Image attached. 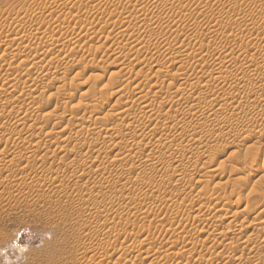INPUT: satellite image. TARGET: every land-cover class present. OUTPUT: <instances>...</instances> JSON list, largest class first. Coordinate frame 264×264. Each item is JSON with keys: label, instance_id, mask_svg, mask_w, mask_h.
<instances>
[{"label": "bare ground", "instance_id": "1", "mask_svg": "<svg viewBox=\"0 0 264 264\" xmlns=\"http://www.w3.org/2000/svg\"><path fill=\"white\" fill-rule=\"evenodd\" d=\"M51 1L40 15L35 9L38 3L8 14L13 15L11 26L0 28V154H8L6 162L20 159L25 168L35 170L56 152L60 154L56 155L58 166L40 170L47 182L29 175L34 179L29 181L33 188L44 198H69L76 193L87 200L86 234L99 232L97 242L107 232L124 239L116 241L109 255L95 252L91 264H264V200L250 208L247 197L232 202L231 196L209 195L205 177L214 176L220 189H236L239 177L223 176L221 167L214 168L211 160L195 161L192 167L183 163L189 153L218 145L216 139L205 146L188 139L194 132L202 135L208 130L205 139L208 132L216 131L226 136V141L244 133L221 116L246 113L233 100L244 97L249 102L248 96L264 87V46L255 42L264 33V0L247 13L242 9L251 0ZM93 2L103 4L105 10L92 7ZM67 5H72L66 12L73 20L80 14L85 19L57 22L55 27L63 32L56 39V29L43 30L45 19L53 11L66 10ZM193 7L200 9L202 20L193 18ZM214 10L225 15L245 14L229 25L225 20L214 21L210 17ZM98 22H103L101 31L111 28L109 34H114L116 41L110 51L117 56L110 63L117 70L105 83L100 78L99 90L109 92L102 100L95 83L109 64L105 60L92 64L89 77L95 82L75 84L86 70L76 56L79 45L87 37L93 38L90 35L101 33ZM245 25L252 27L250 34L236 37ZM202 37L209 44L218 39L227 44L210 50ZM65 43L74 46L72 51L60 52ZM195 63L198 69H191L193 74L187 77L189 65ZM170 80L175 84L167 86ZM109 102L111 108L105 109ZM210 102L214 112L206 115ZM261 104L255 106L263 112L264 101ZM12 119L15 126L10 124ZM249 134L253 136L252 150L264 132ZM9 138L21 141L7 149ZM263 168L264 159L246 181L248 196L261 187ZM57 173L84 185L72 190L53 186ZM131 186L138 187L135 195L113 196L109 208L92 203L101 190L127 191ZM121 209L129 214L147 213L152 221L166 225L164 237H157L158 225L153 222L149 228L130 231L135 224L131 215L122 220L123 228L120 223L118 231V225L113 227L110 222L117 220ZM175 209L183 212L179 220L168 217ZM102 213L109 219H97ZM256 238H261L263 245L249 247Z\"/></svg>", "mask_w": 264, "mask_h": 264}, {"label": "rangeland", "instance_id": "2", "mask_svg": "<svg viewBox=\"0 0 264 264\" xmlns=\"http://www.w3.org/2000/svg\"><path fill=\"white\" fill-rule=\"evenodd\" d=\"M50 1L51 0H0V28L2 27L8 28L11 26L12 23L11 19L13 18V15H9L11 16L10 18L8 14H13V13L16 14L15 12H20L21 10L24 11L25 9L31 7L34 3H38L37 5L38 8L35 7V9H39L36 10V12L38 11L37 14L40 15V11L44 12L46 8L50 5ZM262 1L263 0H254L252 2L251 0L249 4H247L245 7L243 6L244 8L242 9V12L245 11V13H247L248 11L249 12L253 11L254 10L253 8ZM74 2L77 1L75 0ZM93 4L94 5H92V7L96 5L99 6L100 9L103 7L101 9L102 11L105 10L104 8L105 6H102L103 5L102 3H101L102 5H100V3L98 2L96 3L93 2ZM69 6L67 5L66 10L63 9L61 12H59V14H57L58 12L56 13V11H53V14L47 15L46 17L47 19H45L46 25L43 27V30L48 29L47 27H50L51 29H56L58 33L55 35L56 39H59L60 35H62L63 32L61 28L60 30H58L57 27H55L57 22L59 21L67 22L70 19H72V17L67 15V12L69 11L68 9ZM92 7H89L90 11ZM193 9L195 8L193 7L192 10ZM87 10L88 9H86L85 11ZM188 10L189 9L186 10L187 13H190L191 10L189 11ZM197 11L196 9L195 12L192 11L193 18L196 19L197 21H200L203 19V15L200 13V9H197ZM215 11L216 10H214L213 12ZM213 12L210 14V17L214 21H216L217 19L222 21L225 20L223 22L229 25H235L236 23H238L239 19L245 14L241 12L242 13V14L240 13L241 15L239 14L238 16H235L236 14L225 15V14H219L217 13V11L213 14ZM170 14L171 12L167 13V15ZM216 14L219 15L217 16ZM229 16H234V17H229ZM83 17L84 15L80 14V17H77L74 20L76 22H80L78 19L80 18V20L82 21L85 19V17L84 18ZM74 20L72 19V21ZM118 23H120V20L118 21ZM98 24H99L98 27L100 28L101 24L103 25V22L102 23L98 22ZM245 27L243 28L242 26L241 33H239L236 37H239V35L241 36V35L250 34V32L252 31L251 29L252 27H250V25L247 26L245 25ZM167 28L168 26L166 27V29ZM101 30H103V28L102 29L100 28V31ZM110 30L111 28H108L105 29L104 31H101V33L98 32L97 33L98 36L97 34L96 35L89 34L93 38L90 37L89 39V37H87L89 41H85L87 40L86 38L84 40L85 42L83 41L80 43L76 56L78 55L77 57L80 60L82 59L84 63L83 66H86V70L83 71L81 70L82 75H80L81 77L78 78L79 80L78 79L76 80L75 82L76 85L78 82L79 83L88 82L89 84L93 83L95 79L91 80L89 75L91 74V70H93L92 69L94 67L93 65H95L97 61L99 62L105 60L107 64L113 63L112 61H115L116 59L115 57L117 56H112L110 49L112 47V43L116 40H114L115 39L114 34H112L113 36L109 34ZM162 31L164 32L165 28ZM260 32L263 33V31ZM82 34H85V31H83ZM263 35L264 33L262 35L259 34L257 36L258 38L256 37L257 40L255 39V42L258 41L259 42V43L257 42L258 44L260 45L262 44L264 46ZM73 36L76 35L74 34ZM95 36L96 38H94ZM111 36L114 38H112ZM122 37L127 38V36H122ZM122 37H118V38L122 39ZM202 39H204V37H202ZM204 41H205V46L210 50L221 49L222 45L224 47L227 44L226 41L222 39H218L216 40L217 42L214 41L211 42L210 44L208 43L207 40L204 39ZM73 47L74 46L72 44L65 43L64 45L59 47V49L60 52L67 53L72 51ZM125 52H126L125 54H128L127 51ZM163 52L166 53V51ZM163 52L162 54H164ZM127 58L122 57L121 59H125L127 62H129L130 58H128L129 61ZM108 65L107 68H104V70L100 73V76L98 77L99 80L96 79L97 83H95L97 84L96 87V89L98 90L97 95L101 98V100L106 98L107 95L109 94L108 91H102L101 89L99 90V88L102 85L101 83H105V81L109 79L108 75H111L113 71L115 72L117 70V68L112 66L114 64H110L111 66ZM198 67L199 66H197L196 63L193 65H189V68L187 69L188 72H186V76L190 77L193 74L192 71L193 68H195L194 69L195 71L196 68L198 69ZM149 68H147L146 70H148ZM122 74L124 75V73H121V75ZM131 76H133V74ZM126 77L128 76L126 75L125 77L123 76L124 81L129 79V78L126 79ZM100 78L103 80V82L101 83L100 81L102 80H100ZM144 81L148 82L147 79H145ZM171 83L175 84L173 80L172 81L170 80L167 86L170 85ZM69 86L73 88L71 84ZM252 94L248 96V98L250 99L249 102H247L244 97H238L233 100V104L239 105L241 108H243V110L246 111V113H242V114L228 113L221 116V119L226 123L233 125L236 129L243 130L244 133L242 135L235 134L234 136H231L228 141H226L225 139L226 136L223 137L220 135L219 132L216 131L208 132V135L205 139L204 136L208 130L204 131L202 135L194 132L190 135V137L187 136L188 139L191 138L200 141L202 146L208 144L207 142L209 140L216 139L218 145L217 147L214 146L212 148H207V149L206 147H203V150L196 152L194 154L189 153L183 159V163L186 165H191V167L195 165V161L200 162V161L211 160L213 162L214 168L221 167L223 176L230 178L239 177L237 180L236 189H233L231 187L220 189L216 184L217 181H215L214 176L205 177V179L209 180L208 194L209 195L213 194L215 197L219 196L221 198H224L226 196H231L232 202L237 201L239 198L247 197L248 198L247 206L250 208L257 205L256 204L257 202L264 200V180L257 193H254L250 196L246 194V188L248 187V182H246L247 179L249 178L253 170L257 169L262 164V161L264 159L263 137H262L263 139L261 138V140L257 142V144H254L252 150L249 149L253 141L252 140L253 136H251L249 133L251 132L254 134L255 132L257 133L259 131L264 132V110L262 112V110H259V108L255 106L257 104L262 106L261 102L264 101V87H262L261 89L257 90ZM250 96H252V98ZM255 101L257 103H255ZM250 102H252L253 104ZM209 104L210 105L206 104V108L204 110L206 115H209L214 112V107L211 106L212 102H210ZM98 105L99 108L103 111L101 115L103 116L104 110L110 109L112 102L111 103L109 102V104L107 105H104L102 103L101 105L100 104ZM103 105L105 109L103 108ZM10 121H11L10 124L12 123L15 126V124L13 123L14 119ZM27 126L28 125H25L24 127ZM184 137H186V135ZM88 138L89 137H87V139ZM14 141H21V140L20 139L15 140L14 138L7 139V149L10 148V146L13 144ZM59 143L61 142L59 141ZM54 155L55 157L49 158L48 161L44 162L43 164L44 167L58 166L59 160L56 157V155L59 156L60 154L58 155V152H56V154H53V156ZM7 159H8V154L7 155L0 154V264H91L92 263L91 258L95 252L102 251L106 255H109L113 251V248L115 247L117 240H121L122 242H124V239L122 240V238L119 235L113 232L105 233L103 235V239H101L100 242H97L96 239L101 235V234L99 236L97 235V233L99 232L92 231L89 234H86L84 232L85 231L84 227L88 223V217L85 213L87 200L78 197L76 193H73L72 197L69 198H58V197L44 198L43 196H41V193L38 190L33 188L31 182H29L34 180L30 178L29 175H33L35 180L39 181L40 183L47 182L48 181L47 176L42 175L40 173V170L44 167L40 165L37 166L35 170L27 169L24 167V163L22 162L23 160L20 161V159L19 160L16 159L13 162H6ZM224 159L226 161L223 163V165H221L222 160ZM168 171L172 172L173 171L172 167L168 169ZM57 174L59 175V177H57L56 180L53 181V186L68 188L72 190V188H80L83 187L84 185L83 181H80L76 178L68 180L65 179L61 173H57ZM137 190L138 187L136 186L129 187L127 191L121 190L119 192H116L115 190L113 191L101 190L100 193L98 194L99 197L97 199L92 200V203L95 204V206H97L98 208L106 209L109 208L110 205H112V203H109L111 197L113 196L119 197L122 194L123 195L131 194L132 196H134ZM149 196L150 199L151 197L153 198V195L150 194ZM121 210H119L118 212L119 215L118 217H116L117 220L113 218L110 222L111 226L113 227L118 225L117 226L118 231L123 228V224H124L123 221L125 220L126 216L131 215V217H133V219L135 220V224L129 227L130 231H132L133 229L135 230L137 228H149L151 227L150 223L153 222L154 224L158 225V228L155 230L157 237L158 238L164 237L166 233L165 231L166 225L162 224L161 222L152 221L151 218L148 217L147 213L139 211V212H135L134 214H129L128 211L126 213V210L124 209ZM120 213L121 214L123 213V215L125 216L120 215ZM182 214H183L182 211L175 209L173 213L168 215V217L172 219L176 218L179 220ZM245 216L249 217L250 215L245 214ZM252 217L253 216H251V218ZM97 219L105 220V219H109V217L106 215V213H102V215L99 216ZM119 219L120 222H118ZM120 223L122 226H120ZM119 226L122 228H119ZM247 230H249V228ZM241 245L245 246L243 244ZM255 245L256 246L263 245L261 238H256L252 240L249 247ZM247 249H249L248 246L245 249L246 250L245 254L246 252L249 253L248 252L249 250L247 251Z\"/></svg>", "mask_w": 264, "mask_h": 264}]
</instances>
